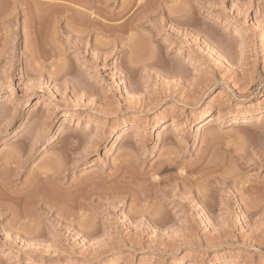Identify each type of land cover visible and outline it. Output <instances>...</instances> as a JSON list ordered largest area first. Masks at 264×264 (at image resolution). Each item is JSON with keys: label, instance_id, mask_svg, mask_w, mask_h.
Wrapping results in <instances>:
<instances>
[{"label": "rangeland", "instance_id": "374dc122", "mask_svg": "<svg viewBox=\"0 0 264 264\" xmlns=\"http://www.w3.org/2000/svg\"><path fill=\"white\" fill-rule=\"evenodd\" d=\"M12 1L0 264H264V0H205L198 30L167 19L193 0H30L103 25L69 18L39 40Z\"/></svg>", "mask_w": 264, "mask_h": 264}, {"label": "bare ground", "instance_id": "6f19581e", "mask_svg": "<svg viewBox=\"0 0 264 264\" xmlns=\"http://www.w3.org/2000/svg\"><path fill=\"white\" fill-rule=\"evenodd\" d=\"M9 1L10 0H0V2H1L0 3V18L1 19L3 17H11V16L14 15V11L16 10V8L15 7H12L13 9H10L9 10L7 8V6H8L7 2H9ZM22 1H24V0H22ZM52 1L44 2V3L40 4V5H38L39 7H36V6H34L32 4V2L30 0H25V3L24 4L26 6V9H28L29 12H30V14H31L30 17H29V22H30L29 23V25H30L29 30L30 31H28V32H30L31 35L34 34V36L38 40H39L38 37L40 35L39 33H41L40 31L44 30L43 27H45V25H50L52 23L53 24H56L57 22H62L64 20L67 21L69 18H73V20L75 19L76 21H78V23H80V25H83V26L90 25L95 30L96 29H101V28L103 29V25L101 23H99V20H97V18H92V17L89 18L90 16L88 18H85L86 15L84 17H82L84 14H81L80 15V13H79L80 16L77 15L78 17L75 16V14L73 16H71L70 15V13L72 12L71 6H69L67 4H64V3H61V2H52ZM108 1L109 0H97L96 5L98 3H100V4L108 3ZM203 1H205V0H193L194 3H192V4L195 5L194 6V8H196L195 10L194 9H189V7H185L184 5L181 6L179 3L177 5H174L175 7H174V11L172 13L173 14H176V16L173 17V16H171L169 14L170 16L167 17L168 21L170 23L175 24V25H185V26H189V27H192V28H197V26L195 24V21H196V18H195L196 15H195V13H196V11H197L198 8L200 9V7H203L204 6L203 3H201ZM16 2H18V0ZM144 3L139 7V10H141V12H143L142 13V16H141V19H140V22L141 21H144V22L148 21L149 19H151L153 17L154 13H156V12H154L155 10L152 11L153 8L150 6V4L148 5V4H144ZM16 4L17 3H14L13 5H16ZM96 5H95V8H97V12H98V10L99 11H102V7L99 6V5H97V6ZM133 7H134V3L133 4L131 3V7L129 8V10L131 11L133 9ZM159 7L160 8L162 7L163 10L162 9L161 10H162V12H164V9H165L164 5L162 4ZM126 9H127L126 11H129L128 8H126ZM159 9H157V11ZM161 10H160V12H161ZM101 13H103V12H101ZM177 15H179V17ZM132 18L133 17H129L130 20H132ZM131 24H132V21H131ZM130 25H128V26H130ZM83 26H81V27L83 28ZM197 30H198V28H197ZM238 30L240 31L241 29H238ZM216 35L217 34L214 32L213 29H209V28L207 29V37H209V39H213ZM172 162L173 161H170V163L168 162V163L163 164L162 167L159 169V174H163L164 175V174L169 173L171 171L172 167H173L172 166L173 165ZM128 163L131 164L130 162H128V160H126L124 164L127 165ZM6 164H7L8 169H9V168H11L10 166L13 165V162L7 161ZM49 169H51V167ZM51 171H52V169L49 170V172H51ZM7 174L8 173H6V176H7ZM128 174H130L129 175V181H131V182L133 181L134 182L133 178L136 177V176H132L133 173L131 174L130 171L128 172ZM45 176L48 177L49 175L48 174H45ZM163 177H164L163 179H160L159 181H156V182H152L151 183V185H152L151 186L152 187V191H153V189L160 188L161 184H164L166 182L167 178L169 179L170 177H172V175H170V174L169 175H164ZM5 178H7V177H4L1 180V185L2 186H6L5 185L6 184L5 183L6 182ZM136 180H138V179H136ZM127 193L130 194L132 192H130V190H129V191H127ZM152 220H153V222H155V223L158 224V223H162L163 218H161L160 214L159 215L158 214H155V215H153Z\"/></svg>", "mask_w": 264, "mask_h": 264}]
</instances>
